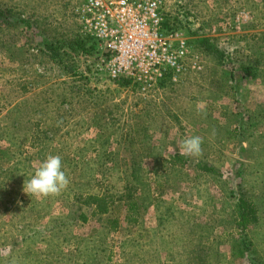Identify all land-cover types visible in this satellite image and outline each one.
Returning <instances> with one entry per match:
<instances>
[{"label":"rangeland","instance_id":"rangeland-1","mask_svg":"<svg viewBox=\"0 0 264 264\" xmlns=\"http://www.w3.org/2000/svg\"><path fill=\"white\" fill-rule=\"evenodd\" d=\"M80 1L0 0V264H264V0H164L203 69L152 90L110 76ZM192 136L200 154L174 166ZM50 154L67 185L26 193ZM238 196L258 215L244 237Z\"/></svg>","mask_w":264,"mask_h":264},{"label":"built area","instance_id":"built-area-1","mask_svg":"<svg viewBox=\"0 0 264 264\" xmlns=\"http://www.w3.org/2000/svg\"><path fill=\"white\" fill-rule=\"evenodd\" d=\"M165 7L164 0H81L73 12L111 77H133L152 90L203 69L183 30L164 27Z\"/></svg>","mask_w":264,"mask_h":264},{"label":"trees","instance_id":"trees-1","mask_svg":"<svg viewBox=\"0 0 264 264\" xmlns=\"http://www.w3.org/2000/svg\"><path fill=\"white\" fill-rule=\"evenodd\" d=\"M4 14H5V11L0 10V19L1 20L4 16ZM187 16H188L187 13L182 11L179 15V18H178L179 20L174 22V23H176V25L173 22H171L168 18L165 17L164 27H166L168 29H173V28L182 29L183 25H186V23L188 21ZM90 40H91L90 48H92V49L96 48V45H97L96 41L92 40V39H90ZM202 41H203V43L206 44V47L208 49L212 48L211 43L207 45L205 40H202ZM80 43H82V42H80ZM169 160L172 162V164L174 166H176L177 164L184 165L185 162L188 160V158L186 155H181V154L176 153V154L170 156ZM198 169L202 170L205 173L214 174L215 176L216 175L222 176L221 172L219 170H217V168L215 166H212V165H210L204 161L203 162L201 161L198 163ZM131 197H132L131 194L126 195V200L128 202L126 219L129 222H135L136 218H134L131 215V213H135L136 209H134V203L130 202ZM85 203H87L89 205L92 204L95 206V210L93 212L95 214L103 215V214L108 213L110 210L109 197L106 195H102V196L90 195L86 199ZM234 213L236 215V226L239 228V231H240V234L242 235V237H244L246 235V231H247L249 225L256 223L258 220V215H256V210H255V203L247 197L238 196L236 206L234 209ZM84 219H86V217H84ZM109 223L112 227L116 226L115 222L110 221Z\"/></svg>","mask_w":264,"mask_h":264},{"label":"clouds","instance_id":"clouds-1","mask_svg":"<svg viewBox=\"0 0 264 264\" xmlns=\"http://www.w3.org/2000/svg\"><path fill=\"white\" fill-rule=\"evenodd\" d=\"M202 139L199 136L182 140L181 155H198L201 152ZM68 183L59 155L46 156L34 173L24 182V191L33 195L57 194Z\"/></svg>","mask_w":264,"mask_h":264}]
</instances>
